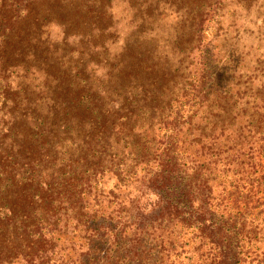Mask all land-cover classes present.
<instances>
[{"label": "rangeland", "instance_id": "rangeland-1", "mask_svg": "<svg viewBox=\"0 0 264 264\" xmlns=\"http://www.w3.org/2000/svg\"><path fill=\"white\" fill-rule=\"evenodd\" d=\"M15 1L20 11L27 3L12 24L29 43L3 37L0 15V260L125 258L89 226L123 221L144 170L166 150H175L180 171L181 162L209 167L212 193L236 181L246 160L236 162L237 143L243 153L252 149L256 171L264 152V0ZM3 2L11 8L12 0H0V11ZM80 93L89 102L77 106ZM87 106L116 123L107 139ZM21 145L40 148L39 174L34 163L22 165L30 159ZM28 174L34 178L22 180ZM250 178L264 191V175ZM260 217L245 229L239 264H264V208ZM149 228L131 264H200L188 236Z\"/></svg>", "mask_w": 264, "mask_h": 264}, {"label": "trees", "instance_id": "trees-1", "mask_svg": "<svg viewBox=\"0 0 264 264\" xmlns=\"http://www.w3.org/2000/svg\"><path fill=\"white\" fill-rule=\"evenodd\" d=\"M25 1L27 2V0ZM16 2L17 1L12 0L10 4L11 8H6L4 4L6 2H3V10L0 11V15H2V19L5 17L7 22L4 29L5 35H3V37H5L7 33L8 40L11 38V43L15 42L14 40L19 42L28 40L27 43H29L27 34L24 35L23 32L15 28L12 24L13 22L16 23L17 19L27 10V3H25V7L23 5L24 8L20 11V9L15 7ZM15 45L19 46L17 43ZM17 64L18 63L14 61L11 63V66H16ZM86 96L87 95L80 93L73 98V100L71 99V102L76 103V105L78 103L82 105L85 102H89L83 99ZM63 102L64 101H62V103ZM53 106H56V101H54ZM63 107L65 113L70 109L67 108L66 103ZM88 109L91 116L90 118H93L95 125L102 128L100 132L102 136L107 139L109 135V126H111L110 129H113L116 123L105 119L106 116L101 115L102 117L100 119L99 115H96L99 110L94 109L92 106H89ZM91 114H95V116ZM222 131L229 132V134L225 135L227 137L232 132L228 125H224ZM238 134L241 135V133ZM229 139L232 138L230 137ZM235 139L236 136L234 134L232 140ZM263 139L264 134L262 140ZM43 144H46L44 138ZM167 144L170 146L168 150L175 148L174 144L172 145L169 141ZM237 144H240L238 145V149L233 151L236 162L239 157H246V160H241L240 164L237 166L235 171L236 183H225L221 185L217 193H212L213 187L211 184L212 178L210 177V168L203 165L204 163L185 167L187 163L181 162L184 169L180 171L177 168L180 163H178L177 158H175V150L171 152L166 150V153L163 155L161 153L158 154L155 159L157 164L156 168H146L144 170V179L138 187V194L133 200L129 201L130 206L124 211L125 214L122 217V213H119V220L123 219V221H119V223L116 224L111 221L106 223L101 221L95 223V226L91 221L89 228L97 239L106 241L105 237H108L109 245L112 244V246L116 247L114 251L116 253H118L121 248L124 249L123 251L126 257L124 258L118 255L116 260L112 261L113 264H131L133 261L138 260L142 238L146 237L144 232H148L147 228H149V225L151 229L163 228L170 234H172V231L178 230L177 234L179 236H175L177 238L188 236V238L193 241L191 251L197 254L196 263L239 264L241 261L240 255L244 254V233L248 232L245 229L250 226L253 227L254 223L259 221L264 208V191L255 186L253 184L254 180L250 178L251 173L254 172L264 175V170H262V168H264V166H262L264 162V152L262 149H264V147L261 148L260 150L262 151L258 153V155H260V160L256 163V171L254 170L252 172L250 169H252V167L255 168L256 159L255 156L252 155V149L249 148L247 152L243 153V151H240V146L243 144ZM262 144L264 145V142H262ZM36 148L37 146L35 145H29L26 148L25 145H21V147L18 148V151L24 152L26 158L30 159L27 162L24 161L22 165L30 163L32 165L34 163L36 168L33 170L35 173L34 176L39 174V170H42V165H40L41 151L40 148H38V150H36ZM34 151L38 153V157L34 156ZM15 152L18 153L16 150ZM231 158L227 157L230 161L225 160L224 162H220L221 165L219 167L223 166L224 168L221 169L224 172L229 170L228 167L230 168ZM209 161L211 162V160ZM214 162H216V160ZM166 166H170V168ZM171 173H175V176L172 177ZM34 176L28 174L23 176L22 180H31ZM172 179L174 182H171ZM24 184L28 183L25 182ZM254 188L259 190H255ZM80 193H82L81 190L78 191V194ZM259 195L260 197H258ZM149 198H153V200H149ZM148 219L150 222H148ZM90 220L91 219H87L85 222L89 223ZM16 223L17 221L14 222V225H16ZM47 225L49 224L47 223ZM53 226L55 227V225ZM37 228L38 226L32 231V234L37 232ZM100 230L104 233L100 234ZM186 242H188L187 239L182 242L181 246ZM109 250L110 249L106 247V251ZM111 257V255H107V258ZM177 257H179V255ZM12 258L13 257H11V261L8 259L4 261L0 260V264H13ZM101 258L102 256H97L95 261ZM110 262L111 261L108 260L103 264Z\"/></svg>", "mask_w": 264, "mask_h": 264}]
</instances>
